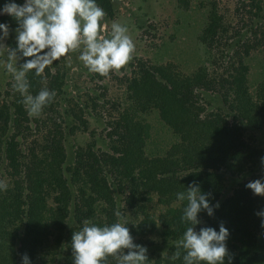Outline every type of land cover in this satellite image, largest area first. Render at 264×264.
<instances>
[{"label": "trees", "instance_id": "1", "mask_svg": "<svg viewBox=\"0 0 264 264\" xmlns=\"http://www.w3.org/2000/svg\"><path fill=\"white\" fill-rule=\"evenodd\" d=\"M23 0H14L20 4ZM243 1V0H242ZM107 18L113 17L110 0H96ZM189 7V0H178ZM247 20L229 33L216 1L209 3L206 22L197 36L206 50L204 63L184 73L172 62L154 63L137 58L125 78L124 104H113L115 115L105 118L102 144L96 141L69 153L66 143L78 130L87 131L89 111L80 104L63 123L32 118L16 96L0 104V180L7 190L0 191V264H22L27 254L35 264L40 249L53 236L57 264H74L72 236L89 220L99 226L116 221L115 210L123 207L140 215L124 221L134 243L148 249V264H183L172 261L175 243L185 231L180 221L186 202L176 193L196 182L203 193H210L214 215L199 214L202 227L219 232L220 224L229 230V255L224 264H264V227L256 215L264 211V196L255 195L246 184L264 181V147L244 138L246 129L264 131V78L251 91L247 59L252 51H264V13L261 2H246ZM242 2L243 7L246 4ZM254 10V11H253ZM249 21V22H248ZM245 32V36H243ZM16 48V40L9 42ZM22 58L18 63L25 62ZM55 61L43 77L27 74L30 93L41 88L55 91L54 101L44 108L48 115L62 116L57 101L62 94L64 72ZM92 110L103 93L93 95ZM56 104V107L54 106ZM157 111L160 119L177 136L164 155L148 156L145 148L150 125L142 115ZM67 113V112H66ZM263 172V174H260ZM252 173L240 180L223 198L229 176ZM153 196L162 206L157 216L148 205ZM107 264H116L109 258Z\"/></svg>", "mask_w": 264, "mask_h": 264}, {"label": "clouds", "instance_id": "2", "mask_svg": "<svg viewBox=\"0 0 264 264\" xmlns=\"http://www.w3.org/2000/svg\"><path fill=\"white\" fill-rule=\"evenodd\" d=\"M0 14L10 15L18 24L15 29L16 48L6 47L3 41L10 34V26L0 23V66L12 76L13 89L22 97L21 103L30 118L39 117L44 108L56 96L55 91L44 87L31 94L27 74L34 71L36 77H43L45 69L71 52L80 54L78 59L89 72L107 77L121 70L133 57L135 43L128 34V28L112 22L107 37L102 35V21L106 12L96 0H25L21 4L6 3ZM22 58L23 63H18ZM264 164V157H261ZM7 183L0 180V191L7 190ZM255 195L264 196V181L256 179L246 184ZM210 193H203L193 182L186 191L176 193L178 201L186 202L180 221L186 226L175 243L172 261L182 258L183 264H224L229 255L226 241L229 230L220 224L219 232L212 227H202L199 214L206 211L214 215L215 206L210 203ZM264 218V211L256 213ZM116 221L99 226L89 220L72 236L74 264H107L109 258L116 264H148V249L134 243V238L124 221V214L115 210ZM264 227V219L261 221ZM22 264H32L29 256H22ZM231 264V259L229 260Z\"/></svg>", "mask_w": 264, "mask_h": 264}, {"label": "rangeland", "instance_id": "3", "mask_svg": "<svg viewBox=\"0 0 264 264\" xmlns=\"http://www.w3.org/2000/svg\"><path fill=\"white\" fill-rule=\"evenodd\" d=\"M189 7H182L178 0H118L114 4L113 17L105 16L102 21V35L107 37L111 31L112 22H118L128 28V34L135 43V52L132 59L119 71L110 73L107 77L94 74L88 71L83 63L78 59L80 54L71 52L62 57L59 67L65 73L62 94L57 101V108L62 116L48 115L43 110L39 117L44 124L52 122L53 119L58 123H63L71 118L70 112L78 109L75 104H80L89 111L90 115L85 114L88 119L87 131L78 130L72 135L67 143V151L71 153L77 147H83L87 143L96 141L101 145L104 133L105 118L115 115L116 110L113 104L125 101L124 81L131 74L132 66L137 58L148 60L154 63H175L184 73H191L194 69L204 63L206 50L198 41L197 36L206 22L209 3L216 1L219 12L222 14L225 25L229 33L243 27L242 22L247 20L248 9L246 4L242 5V0H189ZM12 0H0V8ZM261 2L262 12L264 13V0ZM254 11V10H253ZM249 22V21H248ZM0 23L10 26V34L3 41L6 47L9 42L16 40L17 22L10 15L0 18ZM245 36V32L243 33ZM2 35V32H0ZM5 57L0 56V60ZM249 65V85L253 92L257 83L264 78V51L255 50L247 59ZM13 79L6 72L4 67L0 66V102L14 100L20 96L13 87ZM103 93L106 100H101L104 104H99L92 110V96ZM0 103V104H1ZM56 107V104L54 105ZM67 112V113H66ZM143 119L150 125V136L146 143V154L148 156H161L166 153L170 146L178 141L177 136L160 119L157 111H152L142 115ZM32 118V134L29 136L28 144L33 139H41L45 132L36 138L35 122ZM38 120L41 122V120ZM2 119H0L1 122ZM42 123V122H41ZM244 138L248 143L264 147V131L254 132L246 129ZM263 174V172H260ZM242 177L229 176L225 182L223 198L230 195L233 188L240 180H250L254 178L252 173L241 175ZM253 176V178H252ZM6 182V180H3ZM7 183V182H6ZM149 211L157 216L162 211V206L153 196L148 205ZM126 218L132 222L140 219V215L133 213L130 209L123 207ZM53 236L45 247L40 249V253L35 257V264H57L58 256H54Z\"/></svg>", "mask_w": 264, "mask_h": 264}, {"label": "water", "instance_id": "4", "mask_svg": "<svg viewBox=\"0 0 264 264\" xmlns=\"http://www.w3.org/2000/svg\"><path fill=\"white\" fill-rule=\"evenodd\" d=\"M25 2V0L22 1V3H20L21 5ZM3 8V7H2ZM2 8H0V11H2ZM3 16H8L7 14H0V18Z\"/></svg>", "mask_w": 264, "mask_h": 264}, {"label": "flooded vegetation", "instance_id": "5", "mask_svg": "<svg viewBox=\"0 0 264 264\" xmlns=\"http://www.w3.org/2000/svg\"><path fill=\"white\" fill-rule=\"evenodd\" d=\"M111 1V4H112V7L114 8V4L118 1V0H110ZM118 3V2H117ZM107 17V16H106ZM0 32H2V30H0Z\"/></svg>", "mask_w": 264, "mask_h": 264}]
</instances>
